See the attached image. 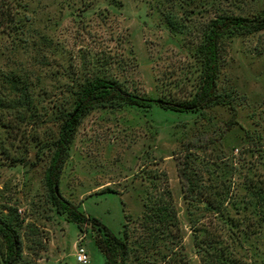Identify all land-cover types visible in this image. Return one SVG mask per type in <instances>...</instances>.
<instances>
[{"label":"rangeland","instance_id":"obj_1","mask_svg":"<svg viewBox=\"0 0 264 264\" xmlns=\"http://www.w3.org/2000/svg\"><path fill=\"white\" fill-rule=\"evenodd\" d=\"M7 1L16 13L11 26L0 28V100L13 98L7 82L16 78L31 101L29 112L1 109L12 128L8 135L0 129V217H14L20 242L18 259L9 264H78L79 245L89 264H105L91 228L80 232L58 213L44 186L49 144L61 114L72 108L73 92L99 75L142 97L187 101L198 84L193 53L202 25L218 9L256 15L264 0ZM161 9L194 28L170 32ZM220 60L216 88L231 105L196 112L105 107L83 117L62 169L60 195L117 237L125 229L132 243L143 204L148 195H159L165 175L183 253L189 264H200L188 210L193 219L200 211L182 199L177 162L188 157L192 173L212 194L240 197L244 183L264 181V31L224 38ZM5 260L0 238V264Z\"/></svg>","mask_w":264,"mask_h":264},{"label":"trees","instance_id":"obj_2","mask_svg":"<svg viewBox=\"0 0 264 264\" xmlns=\"http://www.w3.org/2000/svg\"><path fill=\"white\" fill-rule=\"evenodd\" d=\"M16 12L7 0H0V28L11 26ZM165 26L175 34L194 28L193 23L177 20L171 12L161 9ZM264 31V2L253 16L220 10L202 25L194 56L199 62L198 84L190 99L183 102H165L142 97L123 89L107 76L96 75L79 83L73 92L72 108L61 114L57 137L49 144L50 157L44 171L47 200L56 211L73 222L80 232L86 226L93 232V243L102 253L105 264H189L183 253L181 230L177 211L164 175L159 195H148L138 223L139 234L132 243L127 232L117 237L98 219L85 214L59 193V181L68 158L80 121L95 108L137 107L150 109L157 105L174 112H196L221 105H231L229 97L217 92L216 80L220 69L221 41L226 37L251 35ZM8 90L13 98L0 100V129L10 134L11 125L1 109L14 112L23 108L30 111L27 87L19 79H8ZM230 125L235 123V109L231 106ZM15 164L14 160H11ZM177 175L181 181L182 199L190 208L200 211L199 218H192L190 209L189 229L192 244L200 264H264V181L244 183L245 195H222L204 191L192 173L188 157L177 162ZM232 209V211L230 210ZM11 214L0 217V238L5 250L4 264L15 262L20 255V242ZM167 239L168 245L160 242ZM261 239L260 245H251ZM263 246V248H262Z\"/></svg>","mask_w":264,"mask_h":264},{"label":"built area","instance_id":"obj_3","mask_svg":"<svg viewBox=\"0 0 264 264\" xmlns=\"http://www.w3.org/2000/svg\"><path fill=\"white\" fill-rule=\"evenodd\" d=\"M74 258L78 264H89L88 254L84 246L82 245H79L76 248L75 253H74Z\"/></svg>","mask_w":264,"mask_h":264}]
</instances>
